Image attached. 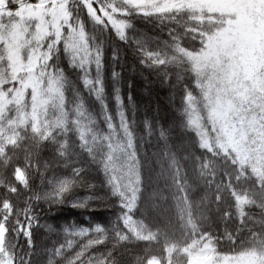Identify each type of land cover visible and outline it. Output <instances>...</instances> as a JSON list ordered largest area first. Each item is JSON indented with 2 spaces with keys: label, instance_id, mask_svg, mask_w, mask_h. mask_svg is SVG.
I'll use <instances>...</instances> for the list:
<instances>
[{
  "label": "trees",
  "instance_id": "1",
  "mask_svg": "<svg viewBox=\"0 0 264 264\" xmlns=\"http://www.w3.org/2000/svg\"><path fill=\"white\" fill-rule=\"evenodd\" d=\"M18 5L6 1L5 28ZM44 9L22 40L37 57L30 85L14 97L27 74L2 84L13 86L0 112L7 264H264V106L250 103L259 145L244 158L218 142L195 64L227 14L176 0Z\"/></svg>",
  "mask_w": 264,
  "mask_h": 264
},
{
  "label": "rangeland",
  "instance_id": "2",
  "mask_svg": "<svg viewBox=\"0 0 264 264\" xmlns=\"http://www.w3.org/2000/svg\"><path fill=\"white\" fill-rule=\"evenodd\" d=\"M6 1L0 0V13L5 9ZM21 1L17 0L18 13L21 14L17 22L9 24L7 28L0 23L2 44L0 59L2 55L7 58L9 67L7 74H11L8 77L5 69L0 67V112L11 100L8 93L13 90L12 85L7 89L2 88L5 80L12 82L20 73L27 74L23 75L25 78L20 82V90L13 93L14 97L21 96L30 85L37 57L30 52L23 56L22 40L26 28L28 30L34 21L38 26L47 16L48 9H44V6L50 0H37L34 6L32 3L27 5ZM176 2L227 14L225 25L211 35L205 49L195 55V64L204 74L208 85L205 91L208 96L207 114L213 129L219 131L218 142L227 144L247 158L253 151L252 148L258 150L252 145H259L255 128L258 120L257 111L254 107L251 110L249 106L250 103L254 106H264V0H176ZM63 17V9L56 12L54 28L58 29L57 24ZM19 20L21 21L18 22ZM68 26V45L78 57L84 56L86 51L84 32L79 26L72 24ZM4 232L5 228L1 225L0 254L3 251ZM0 264H7L6 258L2 255Z\"/></svg>",
  "mask_w": 264,
  "mask_h": 264
}]
</instances>
